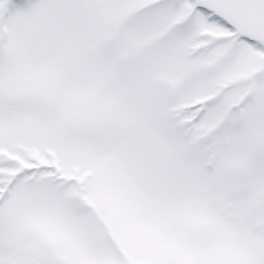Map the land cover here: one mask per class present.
<instances>
[{"label": "snow or ice", "instance_id": "1", "mask_svg": "<svg viewBox=\"0 0 264 264\" xmlns=\"http://www.w3.org/2000/svg\"><path fill=\"white\" fill-rule=\"evenodd\" d=\"M0 264H264V0H0Z\"/></svg>", "mask_w": 264, "mask_h": 264}]
</instances>
